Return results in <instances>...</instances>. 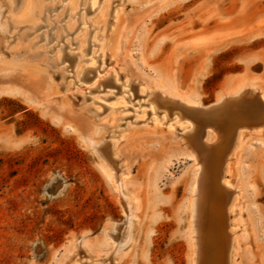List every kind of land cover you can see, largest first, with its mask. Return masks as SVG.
Masks as SVG:
<instances>
[{
  "label": "rangeland",
  "instance_id": "1",
  "mask_svg": "<svg viewBox=\"0 0 264 264\" xmlns=\"http://www.w3.org/2000/svg\"><path fill=\"white\" fill-rule=\"evenodd\" d=\"M41 1L42 16H52L49 27L42 19L21 30L36 45L46 32L44 46L52 45V51L62 47L49 66L52 80L44 79L41 62L16 59L0 46V264H67L78 243L85 245L79 255L84 250L101 256L110 252L109 264H192L195 165L179 131L167 129L165 122L153 124L147 114L145 120H135L126 110L115 145L120 160L114 168L120 183L116 187L95 151L107 134V125H98L107 100L97 103L92 116L79 106L81 88L63 91L73 79V46L82 37L81 27L86 29L87 58L94 46L95 23L89 19L102 14L96 7L104 0L93 7L89 0H79L72 16L67 0ZM111 2L109 18L116 25L102 40L114 58L103 65L97 60L96 69L115 67L153 88L189 92L203 105L245 85L264 92V0ZM14 4L18 7L20 0ZM30 13L23 20L35 19V10ZM68 14L75 19L71 28ZM11 20L7 18L13 24ZM5 22L0 14V33ZM127 49H133V57L125 54ZM87 70L78 83L96 73L92 67ZM113 83L97 87L114 96L120 87ZM131 94V103L145 99L133 90ZM253 104L248 103L247 111L257 106ZM174 112L155 107L158 119L165 113L169 120ZM127 121L130 127L124 129ZM196 125L198 139L211 148L226 141H210V126ZM241 137L226 171L232 185L228 190L235 191L233 264H264V126ZM123 223V236L111 246L107 231Z\"/></svg>",
  "mask_w": 264,
  "mask_h": 264
},
{
  "label": "bare ground",
  "instance_id": "2",
  "mask_svg": "<svg viewBox=\"0 0 264 264\" xmlns=\"http://www.w3.org/2000/svg\"><path fill=\"white\" fill-rule=\"evenodd\" d=\"M67 1H69L67 4L71 12L69 13L68 10V13L70 15L74 14L79 0ZM85 2L84 0L83 4ZM89 2L92 7L98 4V0H89ZM103 2L101 6L96 7L98 8V12H102V14L99 16L95 14L96 17L89 19V21L95 23V26H92L94 30L92 35L94 46L88 52V57L84 58L85 46H83V42L86 39V29L85 27H81L82 37L78 39V46H73L76 55L73 79H68L65 82V89L63 91L81 88L77 91L82 98L79 106L82 111H91L93 113L92 116L97 114L94 112L95 110H99L97 103H104L107 100L105 102L107 105L105 108L106 112H103L104 114L100 117V123L97 122L101 126L107 125L105 126L106 129H104L107 134L101 137L95 146V151L103 161L107 175L115 183L116 187L120 183L117 180L118 175L114 171V168L118 169L120 167V160L118 155L115 154V145L118 140L117 137L121 135L120 130L123 129L120 127L119 121L126 115V110L131 111L132 117L135 120H145V115L147 114V117L153 121V124L165 122L167 129L179 131L180 140L185 144L183 145L195 165L191 180L192 264H233L235 246L233 235L235 231L231 229V217L234 212L232 196H234L235 191L234 189L228 190L232 185L226 179V171L229 169L230 156L235 149L234 145L237 139L248 130L261 129L264 126V92L259 91L256 87L245 85L235 92L223 94L213 103L203 105L199 103L197 96H193L189 92H178L175 89L167 87L162 90L153 88L147 81L133 77L123 72V70L118 71L115 67L101 66L100 69H96L97 60L103 65L106 63V58L111 56L114 58L113 53H107V48L102 38L109 35V31L116 25V20L112 21V18H109L111 0H104ZM42 9L41 0H20L18 7L15 6L14 0H2L0 14L6 22L4 23V30L0 33V46L3 50L10 52V55L16 59L22 60L30 57V59L41 62L45 68V73H43V76L45 74L44 79L49 81L52 80V70H50L49 66L52 65V60L60 57L62 47L56 46L54 51H52V45L44 46L48 38L46 32H44L43 43L39 45H36L32 39L29 41L25 40L26 28L30 26L33 28L42 19L45 20V25L49 27L52 16H42ZM32 10H35L36 17H33L35 19L30 17L32 19L30 21H27L28 19L26 21L25 19L23 20L28 14H31L30 11ZM4 11H6V14H3ZM71 16H69L71 19L67 23L69 27L75 25V19ZM8 17L12 18L13 24L7 21ZM80 19L82 20V25L86 23L83 16ZM21 28H25V30H21ZM100 39L102 41H99ZM132 51L133 49H127L125 54L128 57H133L135 53ZM89 67L95 69L96 73L93 72V76L91 77H85L84 81L86 83H78L83 78V73L89 71L87 70ZM113 82L118 83V87H120L118 93L114 96L111 95L113 93L106 91L109 93L108 95L97 87L101 83L109 85V87L116 86ZM131 90L136 93V97H143L145 99L131 103L133 99ZM88 92L92 93L86 97L85 95ZM252 102L256 103L257 106L254 107L253 105L255 104ZM248 103L253 104V107L247 111L246 106ZM156 106L175 110L172 113L174 116L166 120V114L163 113L162 118L158 119L155 115ZM180 106H183L181 113L177 111V108ZM197 123H205L207 126H210V141L218 139L223 141L225 139L224 144L218 148H211L205 142L203 143L201 139L199 140ZM125 124L126 127L124 125V129L130 127V121H127ZM248 127L251 129H247ZM216 131H219V134ZM126 225V223H123L118 228L107 231V239L110 240V244H113L111 246L118 244L125 232ZM84 246L83 243L74 244L71 250L70 262L67 264L110 263L106 259V255H110V252L105 256H101L99 253L84 250L79 255V248L82 249ZM111 249L113 250V248ZM202 250L204 251L203 255ZM81 257H85V259L82 260L80 259Z\"/></svg>",
  "mask_w": 264,
  "mask_h": 264
}]
</instances>
